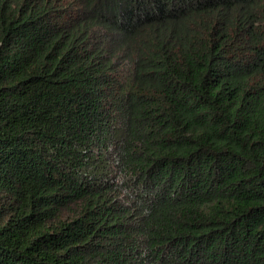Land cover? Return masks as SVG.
I'll use <instances>...</instances> for the list:
<instances>
[{
	"label": "trees",
	"instance_id": "1",
	"mask_svg": "<svg viewBox=\"0 0 264 264\" xmlns=\"http://www.w3.org/2000/svg\"><path fill=\"white\" fill-rule=\"evenodd\" d=\"M0 264H264V0H0Z\"/></svg>",
	"mask_w": 264,
	"mask_h": 264
}]
</instances>
